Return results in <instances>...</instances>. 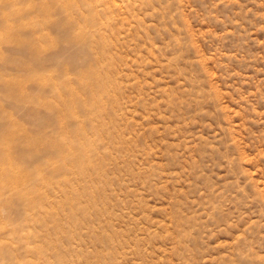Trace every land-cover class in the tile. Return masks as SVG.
Instances as JSON below:
<instances>
[{
    "label": "rangeland",
    "instance_id": "374dc122",
    "mask_svg": "<svg viewBox=\"0 0 264 264\" xmlns=\"http://www.w3.org/2000/svg\"><path fill=\"white\" fill-rule=\"evenodd\" d=\"M0 264H264V0H0Z\"/></svg>",
    "mask_w": 264,
    "mask_h": 264
}]
</instances>
